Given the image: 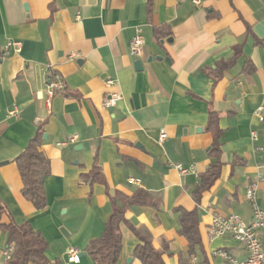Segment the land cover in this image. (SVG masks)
Wrapping results in <instances>:
<instances>
[{"label":"crops","instance_id":"crops-1","mask_svg":"<svg viewBox=\"0 0 264 264\" xmlns=\"http://www.w3.org/2000/svg\"><path fill=\"white\" fill-rule=\"evenodd\" d=\"M200 1L151 0L149 8L150 0H0L1 223L29 222L41 232L49 264H93L86 247L103 234L112 197L137 189L158 195L160 208L132 205L126 216L150 233L166 264L189 257V241L179 231L181 209L198 215L201 245L191 264H226L215 255L219 249L246 256L230 236H213L211 223L231 213L250 222L246 191L264 173V120L257 116L262 107L264 117V0ZM138 28L145 45L133 56ZM155 28L163 32L160 40ZM10 40L21 41V50L1 57ZM224 61L231 66L222 68ZM54 72L65 90L48 105ZM217 72L222 75L214 79ZM107 78L117 85L108 86ZM112 91L123 99L106 108ZM211 110L220 117L219 152L208 130ZM39 127L51 164L44 210L23 196L16 163ZM216 152L219 176L196 194ZM171 164L192 170L182 175ZM95 165L104 183L83 180ZM257 203L264 209V180ZM121 231L118 264H142L133 255L139 238L129 224ZM260 234L264 242V230ZM7 240L0 229V264H6ZM71 247L80 250L79 263L68 262Z\"/></svg>","mask_w":264,"mask_h":264},{"label":"trees","instance_id":"trees-1","mask_svg":"<svg viewBox=\"0 0 264 264\" xmlns=\"http://www.w3.org/2000/svg\"><path fill=\"white\" fill-rule=\"evenodd\" d=\"M151 0L149 2V8ZM163 32L155 28V37L160 40ZM239 49L236 48V51ZM232 61L222 62V68L231 66ZM214 79L221 77L222 73H211ZM219 114L210 111L208 130L214 136V148L219 152V137L221 130L219 128ZM43 128L39 127L35 137L31 139L28 146L16 158L20 175L23 181L22 194L31 201L37 210H44L47 207V196L45 190V180L51 173L50 160L41 150L43 143ZM216 152V153H217ZM212 164L208 172L203 176L202 184L197 188L196 194L201 192L202 188L209 187L218 178L221 161L218 157ZM83 180L91 183L99 181L104 183L101 168L97 165L89 174L82 175ZM161 199L158 195L150 193L143 189H137L133 194H126L120 190L116 191L112 197V212L106 222L103 234L89 242L86 251L93 261V264H118L123 251L122 224H129L135 235L139 238L133 255L138 258L142 264H166L163 251L155 248L152 243V237L149 232L137 228L131 224L126 216L127 210L132 205L153 206L159 209ZM180 211V233L189 241V257L186 259L180 257V264H191L190 257L194 254L196 246L201 245L198 215L196 210H178ZM4 207L0 205V229L8 234V247H13L12 255L6 264H49L47 258V241L41 232L35 230L29 222L17 224L1 223V217ZM58 264V262H55Z\"/></svg>","mask_w":264,"mask_h":264},{"label":"built area","instance_id":"built-area-1","mask_svg":"<svg viewBox=\"0 0 264 264\" xmlns=\"http://www.w3.org/2000/svg\"><path fill=\"white\" fill-rule=\"evenodd\" d=\"M194 3L200 4V0H193ZM79 18V15H78ZM144 38L142 30L138 28L136 34L132 37L130 42V52L133 56H139L144 49ZM22 42L16 40L8 41L1 49V57H6L10 54L11 50L18 52L21 50ZM106 83L108 86H116L117 81L113 78H107ZM65 90V83L62 75L59 72L52 73V79L48 85V105L51 99L57 94ZM123 99V94L120 91L109 92L104 101L103 106L106 108L114 107L120 100ZM262 107L257 111V116L260 120H264L262 116ZM11 115H16V111H10ZM165 132L161 133V141L166 138ZM254 140L258 139L256 131L252 132ZM77 136L72 137L69 141L63 144L73 143ZM182 175L191 172L192 167H184L180 164H171ZM264 180V173L258 175L257 179L252 181L246 191V198L253 208V217L250 222H246L240 215L231 213L226 216H215L211 223V232L213 236H230L239 244H241L245 251L246 256L242 259L233 257L225 249L215 251V255L221 257L226 264H264V242L261 238V231L264 230V209L260 208L257 203V193L259 183ZM130 182H135L134 178ZM13 247H7L4 251L5 260L8 261L12 255ZM67 260L70 263H79L81 260L80 250L77 247H71L67 251Z\"/></svg>","mask_w":264,"mask_h":264},{"label":"water","instance_id":"water-1","mask_svg":"<svg viewBox=\"0 0 264 264\" xmlns=\"http://www.w3.org/2000/svg\"><path fill=\"white\" fill-rule=\"evenodd\" d=\"M169 40V39H168ZM135 66H136V68L137 69H139V70H141L142 69V61L141 60H137L136 62H135ZM63 231V230H62ZM65 233V232H64ZM82 255L84 254V253H81Z\"/></svg>","mask_w":264,"mask_h":264}]
</instances>
